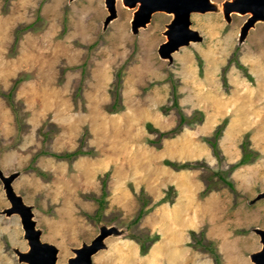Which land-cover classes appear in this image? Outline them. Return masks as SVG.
<instances>
[{
	"label": "rangeland",
	"instance_id": "rangeland-1",
	"mask_svg": "<svg viewBox=\"0 0 264 264\" xmlns=\"http://www.w3.org/2000/svg\"><path fill=\"white\" fill-rule=\"evenodd\" d=\"M212 1L217 10L190 14L201 39L180 46L169 60L157 52L172 17L167 12H154L133 33V8L121 0L105 26L104 0H0V89L27 75L14 90L26 113L21 130L0 95V168L19 171L13 188L32 205L41 239L58 247L56 264L102 224L124 232L107 236L92 264H255L249 255L261 242L253 228H264V197L253 199L264 190V21L239 40L248 14L232 12L227 20L223 0ZM33 21L36 28L25 29L13 45L15 29ZM82 63L86 75L75 98ZM173 86L182 111L201 109L204 116L158 139V130L178 121L177 108L163 109L172 102ZM114 90L119 102L111 112ZM223 118L219 158L205 137ZM85 128L84 148L93 147V155L71 161L39 155L33 164L47 178L25 169L40 148L75 149ZM40 130L52 134L44 138ZM243 141L258 155L228 170ZM165 158L205 165L174 169ZM105 171L108 194L98 210L89 195L100 194ZM169 186V200L152 205ZM141 189L150 198L145 207H152L134 221ZM8 205L0 180V264H27L13 250L28 244L19 215L1 211ZM142 231L158 234L145 253L132 236Z\"/></svg>",
	"mask_w": 264,
	"mask_h": 264
},
{
	"label": "water",
	"instance_id": "water-1",
	"mask_svg": "<svg viewBox=\"0 0 264 264\" xmlns=\"http://www.w3.org/2000/svg\"><path fill=\"white\" fill-rule=\"evenodd\" d=\"M121 2L133 8L130 19L133 33H136L139 27H144L154 12L163 11L172 15L163 30L166 39L157 47L159 56L169 60L172 58V52L180 46L201 39L198 30L191 27L190 14L218 9L217 4L212 0H121ZM104 4L108 11L103 20L105 26L116 16V0H104ZM221 11L227 20L230 19L232 12L248 14L239 30V40H242L256 21L264 20V0H223ZM18 174L17 170L5 174L0 168V180L9 201V205L1 211L7 215L11 213L19 215L23 237L28 244L26 250L17 247L13 250L18 260L27 264H56L58 247L52 242L41 239V229L36 227L32 205L26 203L22 195L13 188L12 181ZM260 197H264V190L258 192L253 199ZM253 230L259 235L261 247L252 251L249 257L255 264H264V228L256 226ZM123 232V229L114 224H102L98 233L89 242L82 241L79 246L72 247L73 254L59 264H92L93 254L106 247L104 239L111 234L118 235Z\"/></svg>",
	"mask_w": 264,
	"mask_h": 264
},
{
	"label": "trees",
	"instance_id": "trees-1",
	"mask_svg": "<svg viewBox=\"0 0 264 264\" xmlns=\"http://www.w3.org/2000/svg\"><path fill=\"white\" fill-rule=\"evenodd\" d=\"M35 21H33L29 24H26V25H22V26L20 25L15 29V37H14L13 45H16L20 34L25 29H27L29 27H32V29L36 28L34 26ZM80 67H81V77H80L79 83H78V85L74 91L75 98L78 95H80V89L82 87V82H83V79L85 78V75H86L85 63H82L80 65ZM26 76H27L26 74H21V75L17 76L16 78H14L13 84L9 90L5 91V90L0 89V95L4 96L7 99L9 106L11 107L12 111L14 112V117H15V120L17 122V126H18L19 130H21L23 128V116L26 113L25 112L23 114L20 113V108L22 107V102L20 100L14 99V90L17 87L18 83L20 81H22ZM119 83H120V73L117 72L116 85H119ZM177 96L178 95H177L176 89L173 86L172 102L168 105H163V109H164V111H167V110L171 109L172 107L177 108L178 121L176 122V124L173 127L169 128V129L158 130V139L162 136H173L176 133H178L183 128V126L194 125L195 123L200 122L203 119L204 112L201 109L194 110L191 114H187L184 111H182V109L180 108V105L178 103ZM118 100H119L118 91L114 90L113 101L109 105H107L109 111L112 112L118 108V102H119ZM226 121H227V119L223 118L221 120V122L216 125L212 134L208 137H205V140L211 145L213 153L219 158H220L221 154H220L219 145H218V138L222 133V129H223L224 125L226 124ZM146 124H147V127L149 129H155V128H152L150 123H146ZM40 131L44 135V138H48L52 134L51 130H46L43 132H42V130H40ZM86 134H87V129L85 128V130L83 131V134L80 138L79 145L73 150L53 151V150H49L47 148H40L39 150H37L33 154L30 163L26 166L25 169L34 170L38 175L47 178L48 173L46 171L42 170L41 168H39L38 166L33 164L39 155H52L58 159H66L68 161H71L72 159H74L78 155H84V154L93 155L95 153V150L93 149V147L84 148V137L86 136ZM241 149H242V151H241L240 158L237 161L231 163L229 165L228 170H232V169H234V168H236L242 164L248 163L249 161H251L252 159H254L258 155V152L256 150L250 148L246 141H243L241 143ZM163 162L165 164H168L169 166L173 167L174 169L194 168V167H199V166L205 165L203 162L197 161V160L180 161V160H171V159L165 158V159H163ZM216 173H217L218 177L220 179H222L224 182H226L227 184H231L230 180L223 174L222 171H217ZM108 177H109V171H105L104 174L100 177L101 192L99 195H95V194L89 195L93 200H95L98 203V208H97L98 210H100L102 208V206L104 205V203L106 201V196L108 194V189H107ZM171 191H173V187L169 186L167 189H165L164 196L160 200L153 202L152 205L157 203V202L169 200L168 198L171 195ZM137 198L140 202V205H139V208H138L136 215L133 219L134 221H138L139 218L152 207V205L149 207H145L150 202V198L143 191V189L140 190V192L137 195ZM132 236L135 237L136 240L138 241L139 247H140V252L145 253L148 246L153 241H155L157 239L158 234L149 233L148 231H142L140 233L133 234ZM198 241H200V239H198ZM203 245H205L206 247H209L206 244H203ZM209 249L211 250V252H213L214 256L217 257V252L212 247H209Z\"/></svg>",
	"mask_w": 264,
	"mask_h": 264
},
{
	"label": "bare ground",
	"instance_id": "bare-ground-1",
	"mask_svg": "<svg viewBox=\"0 0 264 264\" xmlns=\"http://www.w3.org/2000/svg\"><path fill=\"white\" fill-rule=\"evenodd\" d=\"M264 21V20H263Z\"/></svg>",
	"mask_w": 264,
	"mask_h": 264
}]
</instances>
